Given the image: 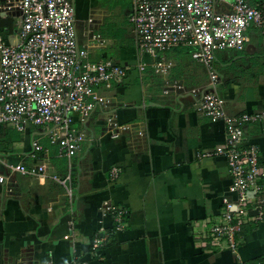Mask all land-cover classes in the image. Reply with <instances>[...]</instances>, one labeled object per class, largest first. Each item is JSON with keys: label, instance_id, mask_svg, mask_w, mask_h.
Here are the masks:
<instances>
[{"label": "crops", "instance_id": "1", "mask_svg": "<svg viewBox=\"0 0 264 264\" xmlns=\"http://www.w3.org/2000/svg\"><path fill=\"white\" fill-rule=\"evenodd\" d=\"M100 1L74 0L76 24L82 25L81 38L77 30L79 42L90 45L94 59L135 64L137 54L127 20L130 8L126 24L117 21L114 26L120 37L111 39L105 35L107 11L97 8ZM93 34H100L104 44L92 41ZM184 49L167 53L172 64L169 92H163L162 78L151 69L141 75L131 71L108 92L111 104L96 108L84 124H76L83 136L80 151L71 161V197L49 175L28 176L9 167L32 163L33 142H38L46 150L36 153L37 161L46 163L48 174L65 176L67 160L57 155L47 131L29 126L20 132L0 125V176H4L0 264H68L79 256L90 264H254L264 260V201L259 211L249 212L237 234L236 254L225 243L207 237L210 225L222 217L224 199L234 194L229 190L225 157L205 155L223 145L224 123L211 121L195 109L208 87L209 70ZM176 53L189 59L187 81L183 71L174 74ZM212 65L218 74L216 91L225 100L227 114L264 109V42L255 32L245 50L220 52ZM107 116L121 127L108 126ZM111 131L118 136L111 137ZM243 141L258 146L264 164V126L246 127ZM112 167L120 169L115 179L110 177ZM106 201L126 208L124 229L112 231L110 218L101 214ZM100 227L109 232L108 241L99 256H91V241ZM66 234L71 236L64 239Z\"/></svg>", "mask_w": 264, "mask_h": 264}, {"label": "built area", "instance_id": "2", "mask_svg": "<svg viewBox=\"0 0 264 264\" xmlns=\"http://www.w3.org/2000/svg\"><path fill=\"white\" fill-rule=\"evenodd\" d=\"M5 18L12 24L11 28L0 26V125L20 132L29 126L45 129L57 146V155L66 158L68 172L63 177L48 174L46 163L37 161L36 153L46 150L38 142H33L32 163L9 167L28 176L49 175L68 197L73 194L71 161L80 151L83 136L76 124H84L96 108L111 104L108 92L131 71L141 75L151 69L162 78L163 92H169L172 64L167 53L177 47L192 49L191 58L208 68L210 80L195 109L211 121L221 120L225 127L223 145L205 155L225 157L229 190L234 194L224 199L222 217L210 225L207 237L225 243L236 254L237 234L249 212L259 211L264 201V164L258 146L243 141L246 127L264 126V109L227 114L225 100L216 91L218 74L212 64L220 52L245 50L252 32L264 42V0H131L127 20L137 54L135 64L91 57L90 45L78 39L74 0H0V19ZM93 40L104 44L100 34H93ZM106 123L113 129L121 127L112 116H107ZM110 135L115 138L118 133ZM119 170L112 167L110 177L117 178ZM101 214L110 218L112 231L126 226L127 210L122 205L106 201ZM108 237L109 232L100 227L88 253L99 256ZM89 262L79 256L68 264Z\"/></svg>", "mask_w": 264, "mask_h": 264}, {"label": "rangeland", "instance_id": "3", "mask_svg": "<svg viewBox=\"0 0 264 264\" xmlns=\"http://www.w3.org/2000/svg\"><path fill=\"white\" fill-rule=\"evenodd\" d=\"M130 3L131 0H101L99 3V6L97 8H104L107 11V15L105 16L106 20V25H107V32L105 35L111 39H118L120 37L119 31L116 32L115 25L118 22L121 24H126V13L128 12L130 8ZM77 15L79 16V5L77 9ZM120 12V13H119ZM82 16H80L81 18ZM86 20V18H85ZM119 25V26H120ZM76 29L78 30L79 37L81 38V30H82V25L81 23L76 24ZM186 54L189 58H191V48H185ZM178 53H176V56L173 58V61L175 63V69H174V74H179L182 71L185 73L187 77H185V80L187 81L189 79L188 76L191 77L190 75V67H189V59L188 57L183 54L182 56H178ZM180 54V53H179Z\"/></svg>", "mask_w": 264, "mask_h": 264}, {"label": "trees", "instance_id": "4", "mask_svg": "<svg viewBox=\"0 0 264 264\" xmlns=\"http://www.w3.org/2000/svg\"><path fill=\"white\" fill-rule=\"evenodd\" d=\"M12 20L10 18L0 19V26H7L11 28Z\"/></svg>", "mask_w": 264, "mask_h": 264}]
</instances>
